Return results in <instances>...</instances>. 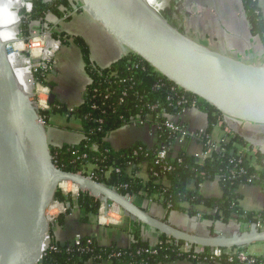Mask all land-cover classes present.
<instances>
[{
    "label": "trees",
    "instance_id": "obj_1",
    "mask_svg": "<svg viewBox=\"0 0 264 264\" xmlns=\"http://www.w3.org/2000/svg\"><path fill=\"white\" fill-rule=\"evenodd\" d=\"M239 1L249 32L259 37L264 46V19L257 0ZM28 2L32 5L31 13L25 14L22 10L21 20L19 18V31L25 38L30 36L31 30L36 29L34 24L39 27L46 24L48 15L61 21L78 9L70 0ZM163 7V3L159 2V10ZM167 21L172 23L170 19ZM51 38L59 41L61 46L72 44L80 50L89 78L82 103L72 111L54 102L49 110L39 113L45 125H49L50 119L56 115H66L81 123L84 139L80 144L51 148L53 162L58 169L80 173L92 168V179L120 194L133 199L152 198L167 212H178L189 218L198 217L201 221L225 225L236 222L245 227L264 221V212H247L241 208L238 193L241 185L264 189V154L259 151L251 153V147L241 135L229 133L226 141L211 145L207 155L198 159L183 149L179 148L178 151V135L164 126L168 117L175 118L184 109L195 108L207 116L208 129L202 138L208 140L222 118L220 113L197 97L180 90L133 54H127L100 69L91 65L87 46L81 38L58 31H52ZM17 58L26 61L19 55ZM51 70V64L46 71L38 70L34 75L35 80L44 87L51 85L47 82ZM131 123L157 128L155 145L148 149L136 143L129 149L114 151L106 141L107 137ZM246 148L247 151L244 150ZM162 151L166 152L163 160L158 158ZM142 171L145 179L139 176ZM164 179L168 185L162 183ZM207 181L218 182L221 198H206L199 193V186ZM56 198L66 201L59 193ZM99 205V201L88 194H81L77 204L79 220L86 222L95 216ZM199 208L206 212H199ZM63 219L64 216L59 218V226ZM131 235L133 242L125 248L116 245L101 247L94 238H83L79 247L73 243L53 242L55 250H47L41 264H172L178 261L241 264L237 255L212 259L208 249L197 254L196 248L189 247L191 251L186 254L180 250L183 243L172 241V245H169L164 236L159 238L160 245H150L140 240L137 231ZM240 252H247V248L238 249L237 253ZM253 258L255 264H264V256Z\"/></svg>",
    "mask_w": 264,
    "mask_h": 264
},
{
    "label": "water",
    "instance_id": "obj_2",
    "mask_svg": "<svg viewBox=\"0 0 264 264\" xmlns=\"http://www.w3.org/2000/svg\"><path fill=\"white\" fill-rule=\"evenodd\" d=\"M80 11L113 39L185 93L213 107L228 120L264 126V66L213 51L187 37L144 0H77ZM223 0H188V6L217 10ZM244 15V13H243ZM20 25V24H19ZM19 25L17 27H19ZM47 35L51 37V32ZM0 39V264H41L50 231L47 211L61 183L75 185L103 205H114L130 222L177 243L201 250H238L264 244L255 223L240 232H196L160 220L129 197L86 177L58 169L40 108L19 84ZM49 91L51 85L46 87ZM55 96L48 94V104ZM180 149H178L179 151Z\"/></svg>",
    "mask_w": 264,
    "mask_h": 264
},
{
    "label": "crops",
    "instance_id": "obj_3",
    "mask_svg": "<svg viewBox=\"0 0 264 264\" xmlns=\"http://www.w3.org/2000/svg\"><path fill=\"white\" fill-rule=\"evenodd\" d=\"M70 2L76 8L79 6L77 0H70ZM257 2L264 19V0H257ZM238 3L239 0H223L222 6L217 10L196 5L191 6L192 9L196 7L193 10L194 22L199 20L198 22L205 24L204 33L200 29L198 35L207 44L201 43L200 41L202 40L197 41L213 51L227 55L245 64L264 66V46L262 41L259 37L253 36L249 32L242 6ZM20 6L17 5L14 11L17 12ZM58 22H62L67 26L69 24L68 35L79 37L83 40L88 49L89 61L96 68L104 69L124 56L113 39L107 37L98 25L91 22L81 12H76L69 17L68 21H60L52 15H48L46 24L42 27L34 24L35 31L43 33L47 25L56 29V27H59L57 26ZM18 23L9 26V30L15 33V37ZM54 60H56L55 64L47 76V82L52 85V88L47 93H42L41 99L50 108L48 94L51 93L55 96L54 102L62 104L70 112L82 103L85 89L89 85V78L85 72L80 50L76 46H61ZM12 63L16 73L30 84L28 78L30 62L28 60L22 61L15 57L12 59ZM169 120L178 122L188 133L187 138L183 139L176 148L183 149L188 155L198 159H202L207 155V150L211 145L226 141L229 133L241 135L248 146L264 154V126L239 123L222 116L210 134L209 139L204 140L202 136L208 129V119L206 114L201 111L195 108H186L177 117H170ZM154 130L155 127L131 123L111 132L106 141L114 151L129 149L136 143H141L150 149L155 145V138L151 136ZM47 135L51 148L78 145L84 139L80 121L75 118H69L66 115H56L50 119V124L47 125ZM139 176L144 179L146 177L144 171ZM164 183L168 185L167 181ZM199 193L206 198L222 197L217 181L204 182L199 186ZM238 193L241 196L239 204L244 211L253 213L264 212V189L241 185L238 188ZM132 201L153 217L165 220L179 229L198 228L201 225L205 227L206 223L216 227H230L231 224L225 225L221 222L201 221L198 217L189 218L178 212H167L162 205L145 198H134ZM199 212L205 213L206 210L199 208ZM70 213L71 215L64 217L62 220L57 234L55 233L56 229H54L52 233L54 243H72L77 236L94 238L101 247L116 245L117 247L125 248L133 242L131 233L133 234L132 230L134 228L132 227L131 229L129 220L124 216L116 218V225L103 227L99 224L96 217H91L88 221L81 222L77 209H72ZM193 219L195 220L193 221ZM235 225L238 226V229L244 230L245 228L239 223ZM234 226L231 228L235 229L236 226ZM136 231L140 240L146 241L150 245H155L159 241L160 235L151 229L136 225ZM247 252L253 256H264V244L251 246L247 248ZM172 264L191 263L178 261Z\"/></svg>",
    "mask_w": 264,
    "mask_h": 264
},
{
    "label": "built area",
    "instance_id": "obj_4",
    "mask_svg": "<svg viewBox=\"0 0 264 264\" xmlns=\"http://www.w3.org/2000/svg\"><path fill=\"white\" fill-rule=\"evenodd\" d=\"M24 8V7H23ZM25 9V8H24ZM32 10V8H31ZM25 14H30L31 11L24 10ZM18 39L21 41V44L24 45L23 48H20L17 52L19 54V57L23 60H28L30 62V81L32 85V90L30 93L33 94L34 98L33 100L37 103V106L40 108V111H47L49 110V107L46 102H44L41 99L42 93H47L42 86L35 80L34 75L38 70L46 71L49 67V64H51V68L54 66L55 61V55L59 51V48L61 47V44L59 41L53 40L51 37L47 35V33H38L35 30L30 31V36L27 39L22 38L20 33L18 34ZM9 47V46H8ZM7 47V56L11 55V50ZM28 49L27 51L30 53L24 55H20L21 49ZM37 51L38 54L33 55V52ZM27 57V59H26ZM35 63V64H34ZM14 71V70H13ZM170 119V118H169ZM167 120L165 123V128L169 130L170 132L175 133L178 135L179 138H177V141L180 142L187 138L188 133L187 131L179 125L175 121ZM42 120V119H41ZM44 123V122H43ZM45 124V123H44ZM141 125V123H138ZM47 126V125H46ZM156 131L157 128H155L154 132L151 136H153L156 140ZM247 151L248 149H244ZM166 157V152L162 151L158 154V158L163 160ZM81 174L85 175L86 177L92 178V168L86 169V171L80 172ZM165 182V179L162 180V183ZM165 184V183H164ZM58 193L66 200V201H60L57 198H55V201L53 202L50 209L47 211V219L50 223V231L49 234L45 240V243L43 245V256L47 250H55L54 241L52 238V233L56 227H59L58 220L61 216H68L71 215L72 209H77V204L79 201V198L81 196V191L73 184L71 183H61L58 187ZM133 200V198H130ZM69 200L70 203L67 201ZM152 201L151 199H147ZM72 205V206H71ZM69 211V212H68ZM121 211L114 205H103L100 204L98 207L97 214L93 217H96L99 224L103 227H110L113 225H116L117 223V217H122ZM251 224V223H250ZM249 224V225H250ZM248 225V226H249ZM257 227L259 229L264 228V221L256 223ZM82 239L80 236H77L74 241L72 242L75 246L79 247L81 246ZM160 245L161 242H157L155 245ZM167 244L172 245V240L168 239ZM190 246L183 245L180 250L186 254L190 253ZM195 253L202 254L204 253V250H201L199 248H196ZM212 259L213 258H219L221 256H231V255H237V260L241 264H255L254 256L248 252H240L237 253V250H220V249H214L210 251Z\"/></svg>",
    "mask_w": 264,
    "mask_h": 264
},
{
    "label": "rangeland",
    "instance_id": "obj_5",
    "mask_svg": "<svg viewBox=\"0 0 264 264\" xmlns=\"http://www.w3.org/2000/svg\"><path fill=\"white\" fill-rule=\"evenodd\" d=\"M188 0H146V2L149 4V6L154 9L156 12H158L162 17H164L166 20L170 19V23L172 26H174L175 28L179 29L183 34H185L187 37L192 38L194 40H202L200 41L201 43H203L204 45L207 44L205 43V41L201 38L200 35H198V32H200V29L202 30V32L204 33L205 31V24L198 22L199 20H197L196 22L195 19L193 18V10H195V8L192 9V7L188 6L187 4ZM159 2H164V7L162 10H159ZM77 3L79 4V2L77 1ZM240 3V1H239ZM238 3V4H239ZM241 4V3H240ZM239 4V5H240ZM79 7V6H78ZM240 7V6H239ZM76 8V6H75ZM206 8V7H205ZM25 10L23 7L18 8L17 10V14L21 20V11ZM25 12V11H24ZM192 12V13H191ZM199 12V11H198ZM169 22V21H168ZM21 23V21H20ZM19 23V24H20ZM18 24V25H19ZM57 26H59L58 28L56 27V29L50 27L49 25H47L45 27V30H43V33H48V32H52V31H58V32H63L64 29L66 34L68 33L69 30V24L68 26L63 24L62 22H58ZM19 31V27L18 30ZM20 33V31L18 32ZM21 35V33H20ZM22 36V35H21ZM22 38L27 39L25 37L22 36ZM218 42V40H217ZM72 45V44H71ZM28 49H21L20 55H26L29 54L30 57V53L27 51ZM58 53V52H57ZM27 59V57H26ZM55 59V58H54ZM56 61V60H54ZM35 64V63H34ZM62 64V63H60ZM42 88L45 91H49L46 87L42 86ZM256 150H254L253 148H251V153H254ZM75 213V211H74ZM195 219H193L194 221ZM236 223H231L230 227H216L214 225H211L209 223H206V228L207 229H212V232L214 233H220L223 231H229L230 233H234V232H240L242 229H238V226L235 225ZM236 226L235 229H232L231 227ZM234 226V227H235ZM183 227V226H182ZM60 227H56V234L58 233ZM134 230H132L133 233H135V225L133 226ZM246 228V227H245ZM244 228V229H245ZM238 229V230H237ZM192 232H196L198 230V228H192L190 229Z\"/></svg>",
    "mask_w": 264,
    "mask_h": 264
},
{
    "label": "clouds",
    "instance_id": "obj_6",
    "mask_svg": "<svg viewBox=\"0 0 264 264\" xmlns=\"http://www.w3.org/2000/svg\"><path fill=\"white\" fill-rule=\"evenodd\" d=\"M17 5H22L27 11H31L32 5L28 0H0V39L5 41L15 39V33L9 30V26L19 22V16L14 9ZM23 48V44L17 45ZM38 54L34 50L33 55Z\"/></svg>",
    "mask_w": 264,
    "mask_h": 264
},
{
    "label": "bare ground",
    "instance_id": "obj_7",
    "mask_svg": "<svg viewBox=\"0 0 264 264\" xmlns=\"http://www.w3.org/2000/svg\"><path fill=\"white\" fill-rule=\"evenodd\" d=\"M145 2H146V0H144ZM164 1V0H163ZM147 3V2H146ZM148 4V3H147ZM149 5V4H148ZM163 5H164V2H163ZM2 41H4V42H6V43H8L9 44V50H11V55L9 56V61H10V63H11V65H12V68H13V70H14V73H15V75H16V78H17V80H18V82H19V84L23 87V89L27 92V93H30V91L32 90V85H31V82H30V84H28L26 81H24L17 73H16V71H15V69H14V66H13V63H12V59L13 58H15V57H17L19 54H18V50L20 49L19 47H17V45H19V44H21V41L20 40H18L16 37H15V39H12V40H7V41H5V40H3V39H1Z\"/></svg>",
    "mask_w": 264,
    "mask_h": 264
}]
</instances>
